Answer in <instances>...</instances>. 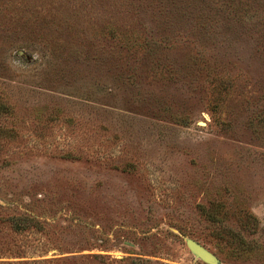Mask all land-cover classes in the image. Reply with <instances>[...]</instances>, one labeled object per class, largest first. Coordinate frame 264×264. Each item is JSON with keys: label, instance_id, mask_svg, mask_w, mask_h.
<instances>
[{"label": "rangeland", "instance_id": "374dc122", "mask_svg": "<svg viewBox=\"0 0 264 264\" xmlns=\"http://www.w3.org/2000/svg\"><path fill=\"white\" fill-rule=\"evenodd\" d=\"M188 238L264 264V0H0V264Z\"/></svg>", "mask_w": 264, "mask_h": 264}, {"label": "water", "instance_id": "95a60500", "mask_svg": "<svg viewBox=\"0 0 264 264\" xmlns=\"http://www.w3.org/2000/svg\"><path fill=\"white\" fill-rule=\"evenodd\" d=\"M187 246L195 256L199 257L205 262L209 264H218V258L196 240L188 238Z\"/></svg>", "mask_w": 264, "mask_h": 264}, {"label": "trees", "instance_id": "16d2710c", "mask_svg": "<svg viewBox=\"0 0 264 264\" xmlns=\"http://www.w3.org/2000/svg\"><path fill=\"white\" fill-rule=\"evenodd\" d=\"M29 222H31V220H30ZM23 225H24V224H21V223H15V227H16L17 229H19V230L23 229Z\"/></svg>", "mask_w": 264, "mask_h": 264}]
</instances>
